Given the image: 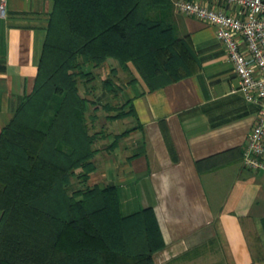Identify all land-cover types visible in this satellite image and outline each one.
<instances>
[{
	"label": "crops",
	"instance_id": "1",
	"mask_svg": "<svg viewBox=\"0 0 264 264\" xmlns=\"http://www.w3.org/2000/svg\"><path fill=\"white\" fill-rule=\"evenodd\" d=\"M175 1L147 7L145 15L172 25L196 58L193 73L149 89L131 62L87 64L96 72L91 82L101 85L85 91L88 114L104 123L86 185L115 186L123 215L152 208L164 244L153 252V264H264V171L242 164L259 106L237 91L238 77L214 27L179 13ZM53 4L5 0L0 130L33 90ZM104 105L129 114L110 119L115 111Z\"/></svg>",
	"mask_w": 264,
	"mask_h": 264
},
{
	"label": "trees",
	"instance_id": "2",
	"mask_svg": "<svg viewBox=\"0 0 264 264\" xmlns=\"http://www.w3.org/2000/svg\"><path fill=\"white\" fill-rule=\"evenodd\" d=\"M168 0H54L32 92L0 130V264H153L164 246L151 207L120 211L117 188L88 186L93 144L87 64L131 62L149 89L197 69L173 27L149 19ZM113 89L111 80L105 81ZM108 118L123 117L116 112ZM77 169L84 185L68 187Z\"/></svg>",
	"mask_w": 264,
	"mask_h": 264
},
{
	"label": "built area",
	"instance_id": "3",
	"mask_svg": "<svg viewBox=\"0 0 264 264\" xmlns=\"http://www.w3.org/2000/svg\"><path fill=\"white\" fill-rule=\"evenodd\" d=\"M213 1V5L197 0H176L174 4L179 13L214 27L238 77L237 91L245 101L259 106L246 138L242 164L264 171V0ZM232 6L235 12L229 10ZM5 11V0H0V16L4 17Z\"/></svg>",
	"mask_w": 264,
	"mask_h": 264
},
{
	"label": "rangeland",
	"instance_id": "4",
	"mask_svg": "<svg viewBox=\"0 0 264 264\" xmlns=\"http://www.w3.org/2000/svg\"><path fill=\"white\" fill-rule=\"evenodd\" d=\"M84 70L86 71V72H88V71H91V73H92V81H93V79L95 78V75H96V72H95V70L93 71V70H91V65H86V66H84ZM96 82V85H98V87L100 86L101 87V85H100V83H99V81L97 82V81H95L94 80V82H91V81H89V82H86L85 83V81H83V80H79L78 81V83H79V92H80V94L81 95H86V92H88V93H90L88 90H91V85L93 86V85H95L94 83ZM86 91V92H85ZM99 99H101V102H104V101H106V100H104V98H101V97H98V100L97 101H99ZM94 103V102H93ZM87 113H91V104H88V112ZM92 115V114H91ZM88 120H87V122H88V125H89V129H90V132L91 133H94V132H96L98 129H99V127H100V125L102 124V123H104V121H103V118H102V116H99V119L97 120V116H95V119H92V117H91V119L90 118H87ZM100 132H98V134H99ZM100 137H97L96 138V140H95V142L99 139ZM94 142V143H95ZM93 147H94V144H93ZM92 159V158H91ZM80 171V169H77L76 171H75V173H74V176L72 177V179H71V183H70V185H69V187H68V191L69 192H71V191H73V190H75V189H78V188H80V187H82L84 184L83 183H81L80 182V180L78 179V177H77V175L79 174L78 172Z\"/></svg>",
	"mask_w": 264,
	"mask_h": 264
}]
</instances>
